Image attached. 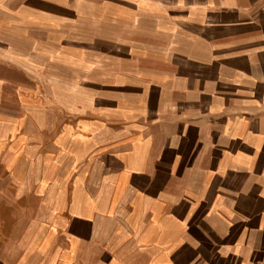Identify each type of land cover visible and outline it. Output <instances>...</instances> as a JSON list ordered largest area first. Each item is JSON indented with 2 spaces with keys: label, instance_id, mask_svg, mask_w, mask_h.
<instances>
[{
  "label": "crops",
  "instance_id": "obj_1",
  "mask_svg": "<svg viewBox=\"0 0 264 264\" xmlns=\"http://www.w3.org/2000/svg\"><path fill=\"white\" fill-rule=\"evenodd\" d=\"M16 11L22 31H60L55 13L70 24L60 50V32L17 33L29 39L20 57L78 59L80 78H96L14 84L0 179L22 212L26 197L39 206L17 247L52 248L49 264H264V0H23ZM87 20L94 31L75 33Z\"/></svg>",
  "mask_w": 264,
  "mask_h": 264
},
{
  "label": "rangeland",
  "instance_id": "obj_2",
  "mask_svg": "<svg viewBox=\"0 0 264 264\" xmlns=\"http://www.w3.org/2000/svg\"><path fill=\"white\" fill-rule=\"evenodd\" d=\"M23 0H0V57H8L9 60L0 62V80L5 79L8 84H5L6 88L3 86V92L6 90L7 93H2L0 100L3 101L2 103L9 106L1 108L0 105V116L4 120L6 118H11V116H14V110L12 106H14V103L16 101V95L13 88H15L14 84L20 80L23 82L26 86L30 85L31 89L41 83L45 86V89L48 91L49 88L52 86V84H55L57 88L64 89V85L66 84L65 81H63L65 78L67 80H71L73 84L77 85H93L95 84L94 80H96L95 77H84L83 79L80 78L82 76V73L84 72L81 69V62L78 59L68 60L63 59V57H58L55 60H48L47 57H44V55H34L31 54L29 56V59H24L20 57L21 55L18 53L19 50L17 49L18 46L26 45V42L29 41L27 38H19L17 37V33H20L22 30L17 29L15 26L17 24V21L22 18V14L16 13V8L18 6L22 5ZM31 1V0H29ZM48 1V0H46ZM42 6H47V3H42L44 1H40ZM29 3V4H28ZM27 6L33 5L32 2L25 3ZM42 9V8H41ZM46 10V9H44ZM46 16L47 18H43V16ZM56 18V22L61 25L62 27L60 31L61 34L58 35L55 39L58 43L54 45L58 50L61 48L67 46V33L69 32L70 24L64 23L65 21L62 20V14H54ZM50 15L48 13H42L40 16L41 23L47 22ZM18 17V18H17ZM32 16H30L31 18ZM62 20V21H61ZM93 24L96 23L91 20H87L84 22H79L77 25H74L72 28H74L75 33L79 32H92L94 31V28H92ZM32 25V24H31ZM42 28L38 31H34V28L32 26H25L24 30L22 32L26 31H33L36 32L35 35L39 36L41 38L40 40L43 42L45 40L48 42L47 37L51 34L50 32H57L55 29H48L43 28L44 25H41ZM67 26V27H66ZM57 32V33H58ZM81 36V35H79ZM19 38V39H18ZM75 38H77L75 36ZM75 41V40H74ZM76 42V41H75ZM71 42V43H75ZM71 43H68V46H71ZM17 44H19L17 46ZM77 44V42L75 43ZM79 44V43H78ZM49 46V45H48ZM47 46V47H48ZM79 46V45H78ZM25 47V46H24ZM19 48V47H18ZM9 65V67H8ZM20 68H26L31 74V76L35 78H23L18 77V67ZM46 70H52L56 69L58 72V75H63L62 77H58L57 79L49 77V73L47 71H42V69ZM41 72L42 74L38 76V73ZM66 73V74H65ZM73 73L74 76H70L69 74ZM66 76V77H64ZM62 78V79H61ZM89 80V82L87 81ZM36 81V82H32ZM31 89H25L30 90ZM32 92V91H31ZM37 96L34 92L28 94L29 96ZM95 94V93H93ZM90 93V97L93 95ZM57 95L63 96V92L58 93ZM45 98H48V92L44 95ZM3 97V98H2ZM31 98V97H28ZM26 97L25 100L28 99ZM46 104H48L47 101H45ZM38 105V104H37ZM8 108V109H6ZM13 110V111H11ZM65 116V113H62L59 115V118H63ZM9 120V119H8ZM6 128V125L0 123V130H4ZM1 176V173H0ZM4 177V176H3ZM2 177V178H3ZM4 178L0 179V191L3 190L2 195H4L5 199L2 200L0 204V217L2 218V225H3V233L7 234L5 237L6 240H8L9 248H0V256L3 259V264H49V257L52 258L53 250L52 248H45L40 250V248H18L17 247V240L20 239L17 232L20 234L21 230L25 228H29L33 222V219L36 217V213L38 212L39 206L36 205L31 197L25 198V211L22 212L21 205L18 204V200L16 199V190L12 189L11 186L7 187L6 189V183ZM24 213V220H18L17 216L22 215ZM22 226H24L22 228ZM51 249V251H49ZM210 248H207L209 250ZM201 255V254H200ZM202 255H205L206 257L208 254L202 253ZM195 257V256H194ZM198 261H203V258H196ZM220 258H217L215 261H217L219 264ZM237 261V260H236ZM198 263V262H196ZM195 263V264H196ZM52 264V263H51ZM128 264H145V261L142 258H138L135 261H130Z\"/></svg>",
  "mask_w": 264,
  "mask_h": 264
}]
</instances>
